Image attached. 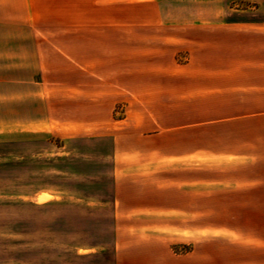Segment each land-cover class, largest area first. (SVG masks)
Returning <instances> with one entry per match:
<instances>
[{
    "label": "rangeland",
    "instance_id": "obj_1",
    "mask_svg": "<svg viewBox=\"0 0 264 264\" xmlns=\"http://www.w3.org/2000/svg\"><path fill=\"white\" fill-rule=\"evenodd\" d=\"M89 10L67 15L68 29L33 15L45 35L40 93L0 95V264H110L115 228L130 232L92 182L113 180V131L126 125L114 119L140 117L126 104L176 100L203 80L198 70L224 69L229 57H264V0H137ZM168 218L163 239H146L122 262L177 264L175 214ZM80 245L98 247L85 253Z\"/></svg>",
    "mask_w": 264,
    "mask_h": 264
},
{
    "label": "crops",
    "instance_id": "obj_2",
    "mask_svg": "<svg viewBox=\"0 0 264 264\" xmlns=\"http://www.w3.org/2000/svg\"><path fill=\"white\" fill-rule=\"evenodd\" d=\"M124 1L137 0H0V88H34L0 95L40 93L45 35L33 15L48 14L68 29L67 15ZM228 60L224 69L198 70L203 80L176 100L126 104L140 117L124 112L114 119L126 125L113 131V180L92 182L104 188L112 220L127 222L130 232L115 228L110 264H125L122 256L146 247L152 236L163 239L170 214L177 264H264V57ZM163 108L173 112L162 115ZM122 136L127 145L118 143ZM95 247L77 246L85 253Z\"/></svg>",
    "mask_w": 264,
    "mask_h": 264
}]
</instances>
